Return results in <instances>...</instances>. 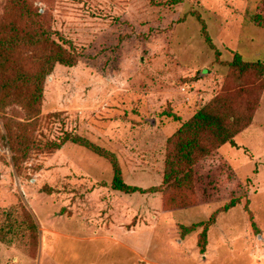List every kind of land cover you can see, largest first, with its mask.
Masks as SVG:
<instances>
[{"label": "rangeland", "instance_id": "obj_1", "mask_svg": "<svg viewBox=\"0 0 264 264\" xmlns=\"http://www.w3.org/2000/svg\"><path fill=\"white\" fill-rule=\"evenodd\" d=\"M234 54L264 63V0H0V264H264V81ZM215 99L250 126L165 185Z\"/></svg>", "mask_w": 264, "mask_h": 264}, {"label": "trees", "instance_id": "obj_2", "mask_svg": "<svg viewBox=\"0 0 264 264\" xmlns=\"http://www.w3.org/2000/svg\"><path fill=\"white\" fill-rule=\"evenodd\" d=\"M35 18H37V16L33 14L32 19ZM33 40H36L38 42V39H36V37ZM205 41L210 44L207 36H205ZM75 62L76 60H73L70 57L66 59L64 57H61L60 55H56L53 58L47 59V63L49 64L50 69L42 73L40 80L45 79V77L50 74L51 69L54 65L59 64L66 67H72ZM228 67L239 74L256 73V75L264 81V63L262 62L244 61L241 56H239L238 54H234L232 61L228 64ZM35 90V93H37V98H40L42 94V88L40 86H37ZM221 107L222 101L220 99L213 100V102L208 106H205L196 111L191 119L184 122L176 131V133L170 138L169 151H172L174 153V156L176 153V156L174 158L177 159L166 161V173L167 170L169 171V173L165 175V185L171 186L170 184H176L177 187L183 186L186 182H189L193 166L200 159L206 158L213 151L226 144H229L231 147H237L234 139L238 134H240L250 126L251 115L247 116V119L246 121H244V123L239 122L238 125L233 126L224 122L220 118L221 116L217 114L219 113V109ZM255 110L256 109L254 108L252 109V111L254 112ZM176 120L179 121V119ZM70 140L72 141V143L79 144L84 148L92 151L93 153L103 157L99 150L92 148L86 143H83L80 139ZM176 162L177 164H182L185 170V173H182V179L177 175L179 171L173 170ZM172 179L174 181H171ZM111 188L115 192H120L126 195L134 193L145 194L156 192V189H153V187L149 190H142L137 187H132L124 184L117 170H115ZM236 205V201H231L225 209H232ZM30 228L34 232L36 231V226L33 223L30 225ZM194 228L195 226H192L190 228L182 227V234L185 236L193 232ZM15 229L18 230L19 226L16 225ZM205 242L206 235L205 231H203L200 236V241H198V247H200L201 251L205 249Z\"/></svg>", "mask_w": 264, "mask_h": 264}, {"label": "crops", "instance_id": "obj_3", "mask_svg": "<svg viewBox=\"0 0 264 264\" xmlns=\"http://www.w3.org/2000/svg\"><path fill=\"white\" fill-rule=\"evenodd\" d=\"M136 247H137V245L136 244H134ZM134 253H136V255H133L134 257H136V258H138L137 260H139V257H137L138 256V253L136 252V251H134Z\"/></svg>", "mask_w": 264, "mask_h": 264}]
</instances>
